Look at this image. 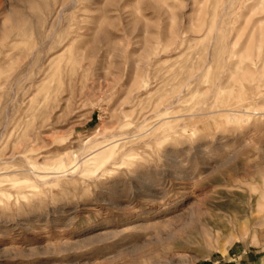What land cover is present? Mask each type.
Listing matches in <instances>:
<instances>
[{"label": "rangeland", "instance_id": "1", "mask_svg": "<svg viewBox=\"0 0 264 264\" xmlns=\"http://www.w3.org/2000/svg\"><path fill=\"white\" fill-rule=\"evenodd\" d=\"M252 2L0 0V264H264Z\"/></svg>", "mask_w": 264, "mask_h": 264}, {"label": "bare ground", "instance_id": "2", "mask_svg": "<svg viewBox=\"0 0 264 264\" xmlns=\"http://www.w3.org/2000/svg\"><path fill=\"white\" fill-rule=\"evenodd\" d=\"M246 1H248V0H246ZM256 4L258 6L264 7V0H253V2L250 5H247V8H249V9L251 8L252 9ZM240 212L244 213V216L247 218L248 221H251V225L258 224V223H260V224L263 223L262 219H259V221H257V220L255 221L253 219L252 213L246 208L240 210Z\"/></svg>", "mask_w": 264, "mask_h": 264}]
</instances>
